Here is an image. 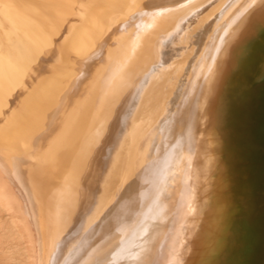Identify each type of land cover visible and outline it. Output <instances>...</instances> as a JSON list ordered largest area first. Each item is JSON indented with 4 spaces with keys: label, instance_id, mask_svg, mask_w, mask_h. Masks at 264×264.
Here are the masks:
<instances>
[{
    "label": "bare ground",
    "instance_id": "1",
    "mask_svg": "<svg viewBox=\"0 0 264 264\" xmlns=\"http://www.w3.org/2000/svg\"><path fill=\"white\" fill-rule=\"evenodd\" d=\"M3 1L28 264H264V0Z\"/></svg>",
    "mask_w": 264,
    "mask_h": 264
},
{
    "label": "rangeland",
    "instance_id": "2",
    "mask_svg": "<svg viewBox=\"0 0 264 264\" xmlns=\"http://www.w3.org/2000/svg\"><path fill=\"white\" fill-rule=\"evenodd\" d=\"M0 1V21L2 20V22H0V55H2L1 60L4 61L5 59L8 61L9 52L14 46V39L12 41V38H7V33L10 31V27L3 20L5 17L3 12L5 10V6H7V4H5L7 2H4L3 0ZM4 19L8 21V18L5 17ZM2 33H6L7 35L4 34V37ZM5 53L8 54V57L5 55ZM0 246V264H28L27 254L24 250L25 248L23 243L21 242V239H19V235L16 233L14 226L9 222L2 210H0Z\"/></svg>",
    "mask_w": 264,
    "mask_h": 264
}]
</instances>
